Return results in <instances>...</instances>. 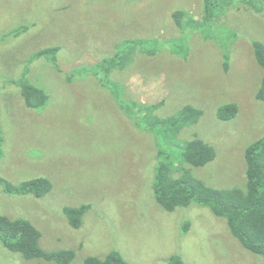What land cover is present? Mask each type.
Returning a JSON list of instances; mask_svg holds the SVG:
<instances>
[{
  "label": "rangeland",
  "instance_id": "rangeland-1",
  "mask_svg": "<svg viewBox=\"0 0 264 264\" xmlns=\"http://www.w3.org/2000/svg\"><path fill=\"white\" fill-rule=\"evenodd\" d=\"M213 1L225 10L210 18L205 0H0V212L31 220L43 249L75 250L71 264L114 250L132 264H170L174 254L185 264H264L209 207L167 211L153 188L159 151L178 161V145L196 137L216 158L186 166L214 187H245L246 149L264 137L254 47L264 43V0ZM32 19L28 33L10 31ZM115 55L108 73L100 62ZM26 70L49 94L42 108L26 104ZM229 103L239 112L225 121L218 110ZM186 106L203 112L196 123L164 122ZM36 177L52 182L45 196L4 186ZM83 204L75 228L65 209ZM0 264L57 263L26 259L0 238Z\"/></svg>",
  "mask_w": 264,
  "mask_h": 264
},
{
  "label": "trees",
  "instance_id": "trees-1",
  "mask_svg": "<svg viewBox=\"0 0 264 264\" xmlns=\"http://www.w3.org/2000/svg\"><path fill=\"white\" fill-rule=\"evenodd\" d=\"M250 1L248 0V2ZM217 8L218 6L213 0H205V9L208 14L206 16L211 18V13L225 10ZM174 16L178 24L182 25L180 20L183 11H176ZM29 29L30 25L24 24L10 31L15 35H22ZM254 47L258 62L264 68V43L254 41ZM59 49L58 46L41 49L36 52L34 58L55 55ZM116 57L118 55L100 62L108 73L116 67V64L113 63ZM18 84L28 107L42 108L46 106L49 94L45 89L33 85L28 80L27 70L23 72ZM258 97L264 100V78ZM123 108L130 113L129 108L124 106ZM238 112V104L229 103L219 108L218 116L226 121L235 118ZM202 113L200 109L186 106L177 115L164 119V122L179 131L196 123ZM177 150L180 153L178 161L173 158V154L166 153L164 150L159 151L153 182L157 202L171 212L178 208L190 207L193 204L209 207L214 214L226 219L232 234L246 248L264 257V137L253 142L246 149L247 184L245 187H214L196 176L192 168L186 166V164L205 166L216 158V149L204 139L196 137L184 141L178 145ZM4 186L8 191L14 193L34 194L42 197L51 191L53 185L47 177H36L19 185L4 182ZM88 209L89 205L87 204L67 207L65 212L71 225L80 228ZM188 228L189 222H186L185 229ZM41 236V230L31 220L11 218L0 212V238L9 250L21 253L26 259L44 258L57 264H71L76 254L75 250L46 251L40 245ZM85 263L132 264L116 250L111 251L105 257L88 256ZM169 263L185 264V261L180 254H174L169 258Z\"/></svg>",
  "mask_w": 264,
  "mask_h": 264
},
{
  "label": "crops",
  "instance_id": "crops-1",
  "mask_svg": "<svg viewBox=\"0 0 264 264\" xmlns=\"http://www.w3.org/2000/svg\"><path fill=\"white\" fill-rule=\"evenodd\" d=\"M30 17H32V14L30 15ZM14 18L15 17L11 15L9 20H11V22H12L14 20ZM32 21L33 22L31 23L30 28H31V26L35 27V26H37L39 24L38 21H36V19H32ZM11 22H8L7 19H6V23H11ZM24 24L29 25L28 23H23V24H20L19 26L24 25ZM28 32H29V30L27 32L23 33V34H26Z\"/></svg>",
  "mask_w": 264,
  "mask_h": 264
}]
</instances>
